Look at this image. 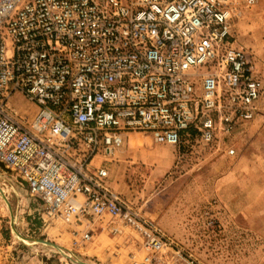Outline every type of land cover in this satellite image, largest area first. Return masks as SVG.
Segmentation results:
<instances>
[{
	"label": "built area",
	"instance_id": "2783aa9c",
	"mask_svg": "<svg viewBox=\"0 0 264 264\" xmlns=\"http://www.w3.org/2000/svg\"><path fill=\"white\" fill-rule=\"evenodd\" d=\"M258 1L0 0V162L43 219L85 226L83 241L121 223L142 239L135 264H198L112 186L105 161L133 132L174 146L223 138L236 154L225 137L255 119L264 82L234 24Z\"/></svg>",
	"mask_w": 264,
	"mask_h": 264
},
{
	"label": "rangeland",
	"instance_id": "374dc122",
	"mask_svg": "<svg viewBox=\"0 0 264 264\" xmlns=\"http://www.w3.org/2000/svg\"><path fill=\"white\" fill-rule=\"evenodd\" d=\"M234 30L236 44L252 53L264 82V0L244 11ZM18 102L35 108L24 97ZM258 108L251 123L225 137L235 155L225 152L223 138L214 146H174L133 132L105 161L112 186L198 264H264V89ZM0 188L10 203L0 192V264H135L146 256L139 233L121 223L99 225L83 241L85 226L43 219L41 199L2 167ZM182 261L165 253L153 264Z\"/></svg>",
	"mask_w": 264,
	"mask_h": 264
},
{
	"label": "water",
	"instance_id": "95a60500",
	"mask_svg": "<svg viewBox=\"0 0 264 264\" xmlns=\"http://www.w3.org/2000/svg\"><path fill=\"white\" fill-rule=\"evenodd\" d=\"M0 167L6 169L7 171H10V170H9L8 168H6V167L4 166V164L1 163V162H0ZM26 186H27V185H26ZM0 192L2 193V196L4 197V199H6V201L8 202V199H7V197H6V195H5V193H4V191H3L2 188H0ZM8 204L10 205L9 202H8ZM36 241H37V242H42V243H44V244H51V245H53V246H55V247H57V248H59V249L62 250V248H60L57 244H54V243H52V242H50V241H47V240H45V239H36ZM82 263H83V264H87V263H84V262H82Z\"/></svg>",
	"mask_w": 264,
	"mask_h": 264
},
{
	"label": "bare ground",
	"instance_id": "6f19581e",
	"mask_svg": "<svg viewBox=\"0 0 264 264\" xmlns=\"http://www.w3.org/2000/svg\"><path fill=\"white\" fill-rule=\"evenodd\" d=\"M14 188V187H13ZM22 239H24L25 241L24 242H26V243H28V244H35L36 242H33V241H31L30 239H28V238H25V237H23ZM36 241V240H35Z\"/></svg>",
	"mask_w": 264,
	"mask_h": 264
}]
</instances>
